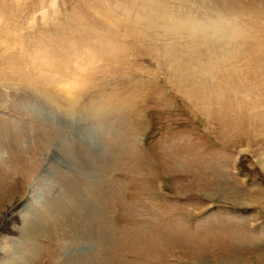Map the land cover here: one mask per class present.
<instances>
[{
    "label": "rangeland",
    "instance_id": "rangeland-1",
    "mask_svg": "<svg viewBox=\"0 0 264 264\" xmlns=\"http://www.w3.org/2000/svg\"><path fill=\"white\" fill-rule=\"evenodd\" d=\"M0 264H264V0H0Z\"/></svg>",
    "mask_w": 264,
    "mask_h": 264
},
{
    "label": "crops",
    "instance_id": "crops-1",
    "mask_svg": "<svg viewBox=\"0 0 264 264\" xmlns=\"http://www.w3.org/2000/svg\"><path fill=\"white\" fill-rule=\"evenodd\" d=\"M182 167V166H181ZM179 169H184L180 168ZM176 174L178 178H172L170 175ZM185 170H175L174 171H168L166 173V182H165V210L169 209L171 211V214H174L175 217L181 216V212L183 209L190 210V204H189V198L188 197H199V194H201L200 189H197L196 183L197 179H195L193 183V189H190L189 182L185 178ZM153 175H155L158 178L157 172H153ZM158 180H162L159 179ZM193 194V196H189ZM155 197H158L156 194ZM173 197V198H172ZM212 197V196H211ZM154 210L157 212L158 205L155 204Z\"/></svg>",
    "mask_w": 264,
    "mask_h": 264
},
{
    "label": "bare ground",
    "instance_id": "bare-ground-1",
    "mask_svg": "<svg viewBox=\"0 0 264 264\" xmlns=\"http://www.w3.org/2000/svg\"><path fill=\"white\" fill-rule=\"evenodd\" d=\"M68 95V94H67ZM26 213V212H25ZM27 224V223H26ZM29 224V223H28Z\"/></svg>",
    "mask_w": 264,
    "mask_h": 264
}]
</instances>
